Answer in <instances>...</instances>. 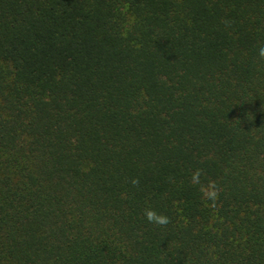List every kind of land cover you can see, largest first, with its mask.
<instances>
[{"label":"trees","instance_id":"trees-1","mask_svg":"<svg viewBox=\"0 0 264 264\" xmlns=\"http://www.w3.org/2000/svg\"><path fill=\"white\" fill-rule=\"evenodd\" d=\"M261 47L264 0H0V264H264Z\"/></svg>","mask_w":264,"mask_h":264},{"label":"clouds","instance_id":"clouds-1","mask_svg":"<svg viewBox=\"0 0 264 264\" xmlns=\"http://www.w3.org/2000/svg\"><path fill=\"white\" fill-rule=\"evenodd\" d=\"M259 56L261 58H264V47H261L259 49V52H258ZM195 178V177H194ZM130 183L136 187L139 185V178H132ZM210 195H212L213 197L215 196V193H210ZM144 217L147 219V221L149 223H152V224H156V225H167L170 220H169V217L166 216L165 214L163 213H159L157 212L155 209L151 208V207H146L144 209V213H143Z\"/></svg>","mask_w":264,"mask_h":264}]
</instances>
